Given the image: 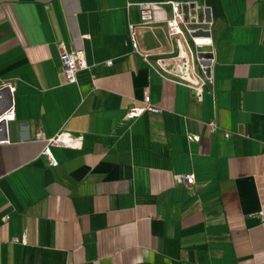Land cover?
Segmentation results:
<instances>
[{"label": "crops", "instance_id": "crops-1", "mask_svg": "<svg viewBox=\"0 0 264 264\" xmlns=\"http://www.w3.org/2000/svg\"><path fill=\"white\" fill-rule=\"evenodd\" d=\"M145 3L209 13L215 81L200 98L158 62L164 25L136 29L133 52ZM62 51L86 61L75 84ZM5 88L0 264H264V0H0ZM145 95L159 114L125 121ZM38 133L79 142L50 163Z\"/></svg>", "mask_w": 264, "mask_h": 264}, {"label": "built area", "instance_id": "built-area-1", "mask_svg": "<svg viewBox=\"0 0 264 264\" xmlns=\"http://www.w3.org/2000/svg\"><path fill=\"white\" fill-rule=\"evenodd\" d=\"M139 11V23L137 26L129 25V39L134 53H139L135 30L149 28L162 24L171 45V50L166 59L158 60L160 63L170 65V72L187 87L193 95L200 98L209 87L214 85V68L216 64L214 43L212 38L213 24L205 18V10L191 3H145L136 5ZM168 8V11L165 9ZM204 36H194L196 34ZM61 73L66 84H75L77 75L86 70L87 64L84 57L79 53L60 54ZM110 66L111 62H106ZM144 114H159V109L152 105L150 97L145 95L140 105L129 109L124 115V120L131 122ZM15 120L13 107L0 115V126ZM210 133H215L217 127L214 123L207 125ZM3 127H0V131ZM36 140L44 142L41 155L50 163L53 158L51 147L75 148L78 140L72 139L66 134L46 139L40 133L36 134ZM191 142H198L199 137L188 136ZM182 180L187 187L194 184V176L184 175Z\"/></svg>", "mask_w": 264, "mask_h": 264}, {"label": "water", "instance_id": "water-1", "mask_svg": "<svg viewBox=\"0 0 264 264\" xmlns=\"http://www.w3.org/2000/svg\"><path fill=\"white\" fill-rule=\"evenodd\" d=\"M205 18H206V19H210L209 13H208L207 11L205 12ZM194 36H196V37H197V36H204V35H203V34H200V33H198V34H196V35H194ZM4 91H6V92H7V91H8V89H7V88H5V89H0V97L3 95V92H4ZM0 127H3V124H2Z\"/></svg>", "mask_w": 264, "mask_h": 264}]
</instances>
